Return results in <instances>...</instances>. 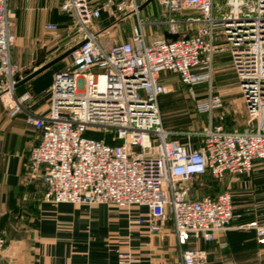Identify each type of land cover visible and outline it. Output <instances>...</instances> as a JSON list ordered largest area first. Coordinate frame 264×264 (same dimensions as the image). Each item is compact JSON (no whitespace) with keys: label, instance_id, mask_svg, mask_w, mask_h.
<instances>
[{"label":"built area","instance_id":"1","mask_svg":"<svg viewBox=\"0 0 264 264\" xmlns=\"http://www.w3.org/2000/svg\"><path fill=\"white\" fill-rule=\"evenodd\" d=\"M144 1L59 0L58 11L73 29L66 45H80L53 74L49 107L39 113L23 105L28 94L14 95L21 68L10 54L16 35L8 0H0V101L10 116L23 113L39 133L25 168L29 177L40 179L47 201L142 206L146 214L138 223L149 232H160L171 219L181 264H208L206 251L194 244L212 241L230 227L232 194L192 198L179 182L205 173L248 174L256 160H264V0H152L162 6L156 22L162 28L149 41L139 19ZM187 10L195 15L176 17ZM103 14L136 16L129 38L104 47L95 28ZM42 29L54 33L59 26L46 22ZM164 30L178 37L165 39ZM221 39L228 43L253 128L228 131L209 124L194 147L195 132H186L181 142L162 125L158 99L171 86L161 74L175 73L190 89L210 82ZM221 103L210 90L197 109L211 112ZM239 227L254 230L264 243V224L252 220ZM5 244L0 234V253ZM114 250L122 264L139 261L129 251Z\"/></svg>","mask_w":264,"mask_h":264},{"label":"crops","instance_id":"2","mask_svg":"<svg viewBox=\"0 0 264 264\" xmlns=\"http://www.w3.org/2000/svg\"><path fill=\"white\" fill-rule=\"evenodd\" d=\"M49 1L8 0L12 7L20 6L29 12L24 16V32L13 26L17 38L11 47L12 61L25 64L28 56L27 60L34 63L35 69L69 49L67 37L59 43L55 39L48 42L41 35L44 23H56L51 20L54 17L51 10L59 5V0L52 9L48 6ZM57 14L65 17L58 9ZM25 46L33 48L24 52ZM161 77L169 81L171 75L166 72ZM46 88L37 97L27 92V109L39 113L47 111L49 93ZM38 137V131L25 122L23 113L10 116L0 109V234L7 240L8 221L14 223L15 233H21L8 239L0 253V264H122L115 248L137 256L136 264H181V247L170 218L160 232H149L146 225L138 223V219L146 214L142 206L134 207L131 214H127L105 204L55 205L43 197L42 183V192L25 190L23 164ZM198 143L192 144L196 147ZM224 177L228 178L227 190L233 193L234 218L227 230L216 233L214 240L199 241L194 245L206 251L208 264H263L264 258L256 252L264 243L258 241L254 230L239 226L248 220L264 224V160H256L248 174H226ZM24 197L29 203L26 207L22 202ZM8 215L11 218L6 219ZM116 241L121 243L116 245ZM252 249L256 252L250 253Z\"/></svg>","mask_w":264,"mask_h":264},{"label":"rangeland","instance_id":"3","mask_svg":"<svg viewBox=\"0 0 264 264\" xmlns=\"http://www.w3.org/2000/svg\"><path fill=\"white\" fill-rule=\"evenodd\" d=\"M222 2V1H220ZM56 5V0H51L48 2V6L52 9ZM57 7H54L51 11L54 14L52 21L58 22L59 30L55 33L45 32L41 30V35L48 42L54 41V39L61 43L69 34L72 29V25L66 17H62L57 14ZM16 6L15 8L11 6V3H8V8L11 9L10 15V26H16L19 30L24 32V27L26 16L29 12L24 11ZM163 14L162 6L159 5L157 1H152L150 5L143 8L139 13V19L144 24V32L146 34L147 40L158 36L161 31V26L156 23L161 20ZM195 15L193 11H184L183 14H177L176 17L180 18L187 15ZM119 18L114 19L113 17L103 16L99 21H97L95 28L98 30V39L104 45V47H109L113 43H117L121 40H126L129 38L132 27L137 23L136 16L132 15L130 17L122 18L120 15ZM15 34V32H14ZM16 35V34H15ZM17 38V37H16ZM25 38V36H24ZM16 39L13 43L15 45ZM223 46V50L215 53L212 60V76L211 80L208 83L200 85L196 88H191L185 86L181 83L180 79L176 76L175 73H170L171 78L167 83H172L171 90L159 100V111L161 115V121L163 127L172 132L171 136L187 137L186 132H195L190 136V140L195 138V141L202 139V132L207 128L208 123H220L226 129L230 130H248L253 128V125L248 122L249 115L239 91L238 79L235 74V71L231 62V55L229 52V46L226 40L221 39L219 42ZM33 47L25 46L24 52L31 50ZM60 49H64L61 47ZM66 50V49H65ZM49 52V51H47ZM70 55L58 61L56 64L44 69L39 72L32 78L28 79L25 83L19 87L14 88V95L20 97L24 94H30L32 97H37L40 94V91L45 89L53 78V74L61 69H63L70 62ZM26 57L23 63L16 62L21 68V78H24L35 69L34 63L30 60H27ZM48 59V58H47ZM49 61V60H47ZM27 63V65H26ZM28 73V74H27ZM20 78V79H21ZM17 86V85H16ZM47 89V88H46ZM212 91L221 96L222 103L221 106L212 110L211 112H199L197 109V104L199 102H204L207 98L208 92ZM28 92V93H27ZM195 99H201L198 103L195 104ZM27 100V99H26ZM23 102L25 106L27 101ZM26 107V106H25ZM0 109L5 113L7 109L0 101ZM99 136V134H96ZM140 149L135 148L133 152H138ZM23 185L28 189H35L37 191L43 190L42 184L39 178L29 177L28 171L25 168V161L23 164ZM228 178H214L210 176H194L188 180L179 182L181 186H187L189 188L190 196L194 198H199L203 195H214L218 192L225 191L228 189L227 183ZM23 204H26L28 200L24 197L22 198ZM29 204V203H27ZM25 205V207L27 206ZM88 205L93 204H105L109 207L124 211L127 214H131L134 207H139L138 205H115L111 203H86ZM57 205V204H55ZM11 211L12 215L15 213ZM11 216H7L6 219ZM8 221L6 235V245L8 239L15 238V234L21 235V233L14 231V223ZM116 245H119L121 242L116 241ZM17 249V248H15ZM19 249V248H18ZM253 249L250 253H255ZM257 254H260L264 258V246H261L260 249H257ZM264 260V259H263ZM264 264V263H263Z\"/></svg>","mask_w":264,"mask_h":264},{"label":"water","instance_id":"4","mask_svg":"<svg viewBox=\"0 0 264 264\" xmlns=\"http://www.w3.org/2000/svg\"><path fill=\"white\" fill-rule=\"evenodd\" d=\"M152 0H145L141 5H140V9L144 8L146 5H148ZM163 37L165 39H171V40H175L178 37L177 33H169L168 31L164 30L163 31ZM79 44H76L74 46H72L71 48H69L68 50L64 51L62 54L58 55L57 57L53 58L52 60L46 62L45 64L41 65L39 68H37L36 70L32 71L31 73H29L27 76H25L24 78L20 79L18 81V83L16 85H19L25 81H27L28 79L32 78L33 76H35L36 74H38L39 72L43 71L44 69L50 67L51 65L55 64L56 62L60 61L61 59L65 58L66 56L70 55L71 52L73 50H75Z\"/></svg>","mask_w":264,"mask_h":264},{"label":"trees","instance_id":"5","mask_svg":"<svg viewBox=\"0 0 264 264\" xmlns=\"http://www.w3.org/2000/svg\"><path fill=\"white\" fill-rule=\"evenodd\" d=\"M182 84H184L183 82H181ZM203 84H205V83H201V84H197V85H194L193 87H192V89L193 88H196V87H198V86H200V85H203ZM185 86H187V87H189L188 85H186V84H184ZM167 94V93H166ZM166 94H162V95H160L159 96V99H158V103H159V100H160V98L162 97V96H164V95H166ZM201 100V99H200ZM199 99L197 100V99H195V104H196V102L198 103L199 101H200ZM214 124H219V123H214ZM171 138H177V139H179L181 142H185L186 141V138L185 137H178V136H171ZM191 142L192 143H194V144H196V143H198L199 141H195V138H192L191 139ZM210 176V177H214V176H212L211 174H209V173H205V174H201V175H196V176ZM194 177V176H193ZM215 178V177H214ZM191 192V191H190ZM222 192V191H221ZM231 192V191H230ZM218 193H220V192H218ZM217 193V194H218ZM217 194H214V195H203V196H210V197H215ZM231 194H232V199H233V193L231 192ZM202 197V196H201ZM192 198H194V197H192ZM248 220V219H247ZM249 221H252V220H248V221H245V222H249ZM244 223V222H243ZM210 242V241H209ZM208 261V260H207Z\"/></svg>","mask_w":264,"mask_h":264}]
</instances>
